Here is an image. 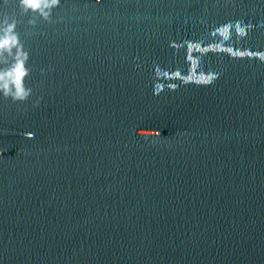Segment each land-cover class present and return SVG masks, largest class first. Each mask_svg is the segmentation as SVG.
I'll list each match as a JSON object with an SVG mask.
<instances>
[{
	"label": "water",
	"instance_id": "95a60500",
	"mask_svg": "<svg viewBox=\"0 0 264 264\" xmlns=\"http://www.w3.org/2000/svg\"><path fill=\"white\" fill-rule=\"evenodd\" d=\"M0 11L32 88L0 97V264H264V0Z\"/></svg>",
	"mask_w": 264,
	"mask_h": 264
},
{
	"label": "clouds",
	"instance_id": "9594fccd",
	"mask_svg": "<svg viewBox=\"0 0 264 264\" xmlns=\"http://www.w3.org/2000/svg\"><path fill=\"white\" fill-rule=\"evenodd\" d=\"M15 9L23 16H29L28 25L35 28L37 20L50 22L52 12L60 0H11ZM10 0H3L6 9ZM100 4V0H95ZM87 7V6H86ZM16 12L0 11V97L12 103H24L32 95V88L26 81L31 75L28 65L29 51L17 31ZM39 100L33 104L38 106Z\"/></svg>",
	"mask_w": 264,
	"mask_h": 264
}]
</instances>
